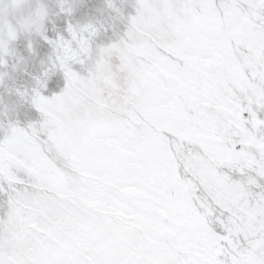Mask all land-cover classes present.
Instances as JSON below:
<instances>
[{"label":"snow or ice","instance_id":"1","mask_svg":"<svg viewBox=\"0 0 264 264\" xmlns=\"http://www.w3.org/2000/svg\"><path fill=\"white\" fill-rule=\"evenodd\" d=\"M0 264H264V0H0Z\"/></svg>","mask_w":264,"mask_h":264},{"label":"rangeland","instance_id":"2","mask_svg":"<svg viewBox=\"0 0 264 264\" xmlns=\"http://www.w3.org/2000/svg\"><path fill=\"white\" fill-rule=\"evenodd\" d=\"M46 3H52L53 0H45ZM89 4L92 5V6H100L103 4V0H89ZM127 11H131V9H127ZM77 18H80L79 14L77 16ZM23 45L22 44H19L18 45V49L22 48ZM32 61H29V65H31ZM37 63H38V58H37Z\"/></svg>","mask_w":264,"mask_h":264}]
</instances>
